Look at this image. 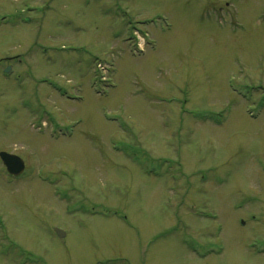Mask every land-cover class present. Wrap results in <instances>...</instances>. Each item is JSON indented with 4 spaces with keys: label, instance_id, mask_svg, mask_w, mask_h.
I'll list each match as a JSON object with an SVG mask.
<instances>
[{
    "label": "rangeland",
    "instance_id": "rangeland-1",
    "mask_svg": "<svg viewBox=\"0 0 264 264\" xmlns=\"http://www.w3.org/2000/svg\"><path fill=\"white\" fill-rule=\"evenodd\" d=\"M1 151L0 264H264V0H0Z\"/></svg>",
    "mask_w": 264,
    "mask_h": 264
},
{
    "label": "water",
    "instance_id": "water-1",
    "mask_svg": "<svg viewBox=\"0 0 264 264\" xmlns=\"http://www.w3.org/2000/svg\"><path fill=\"white\" fill-rule=\"evenodd\" d=\"M0 159L3 165L5 166L8 174L13 175V176H18L23 172L24 162L17 155L2 151L0 152ZM56 232L59 236L64 235L58 229H56Z\"/></svg>",
    "mask_w": 264,
    "mask_h": 264
}]
</instances>
